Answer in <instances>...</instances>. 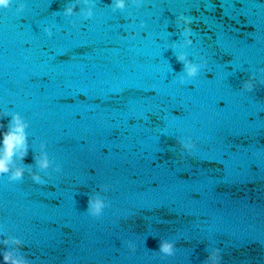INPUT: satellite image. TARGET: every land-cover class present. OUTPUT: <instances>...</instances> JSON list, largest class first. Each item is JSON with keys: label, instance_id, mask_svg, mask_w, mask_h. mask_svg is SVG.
<instances>
[{"label": "water", "instance_id": "water-1", "mask_svg": "<svg viewBox=\"0 0 264 264\" xmlns=\"http://www.w3.org/2000/svg\"><path fill=\"white\" fill-rule=\"evenodd\" d=\"M124 2L0 9V124L19 113L23 163L36 171L42 142L53 162L42 185L0 177V240L19 238L30 264H204L215 248L222 264H264V0ZM180 54L204 64L183 85ZM96 193L110 205L99 218ZM160 240L174 256L153 254Z\"/></svg>", "mask_w": 264, "mask_h": 264}, {"label": "clouds", "instance_id": "clouds-1", "mask_svg": "<svg viewBox=\"0 0 264 264\" xmlns=\"http://www.w3.org/2000/svg\"><path fill=\"white\" fill-rule=\"evenodd\" d=\"M133 2L137 7L140 6V0H133ZM113 3V10L120 9L123 11L126 7L124 0H113ZM11 4L12 0H0V9H8ZM75 7V4L66 6L63 11L64 16H72ZM92 7H95V5H92ZM24 8L25 5L21 3L16 11L18 13L22 12ZM92 16L93 12L91 8H89L85 15V19H89ZM180 22L184 25L181 35L185 37L187 45L190 46L193 43L192 39L189 38L193 31L189 26L191 21L181 15L177 18V23L179 24ZM44 31L48 37H51L53 34L50 28H45ZM176 59L178 63L183 65L182 74L179 79V83L182 85L197 77L200 69L204 66V64H197L189 61L184 54L177 55ZM260 71L264 72V69ZM259 83L264 85V80H261ZM256 85V77L253 75L242 82V89L245 92H252L256 89ZM8 115L9 114L6 112L4 116L0 117V120L7 118ZM28 128V122L19 113L12 114L7 125L0 124V137H2L0 138V177L6 176L7 182L10 184L22 181L27 173L33 183L42 185L46 181L44 176L40 173L47 174L48 170L52 167L53 162L49 159L46 151V144L43 142L40 144L39 155H34L33 157L36 171H33V165H26L23 163L29 153V138L26 131ZM178 143L181 150L188 155H191L196 148V143L191 137L184 138L178 141ZM17 161L20 163L17 164ZM53 171L60 173L62 169L59 165H56ZM101 188L102 191L107 192L109 186L103 185ZM109 206L106 199L100 193L88 195L86 213L90 217L99 218L103 214L104 209ZM125 244L130 253L136 252V245L132 241H125ZM0 245L4 248V251L0 253L2 264H30L28 257L21 251L23 242L19 238L6 236L4 239L0 240ZM10 247L11 250H9ZM156 252L160 254L161 258L172 257L176 253V245L169 240H160L158 250L153 251V254L155 255ZM204 264H222L220 249L215 248L210 251Z\"/></svg>", "mask_w": 264, "mask_h": 264}]
</instances>
